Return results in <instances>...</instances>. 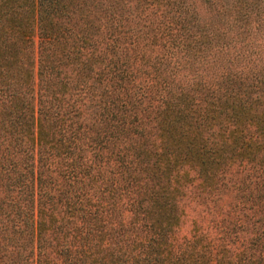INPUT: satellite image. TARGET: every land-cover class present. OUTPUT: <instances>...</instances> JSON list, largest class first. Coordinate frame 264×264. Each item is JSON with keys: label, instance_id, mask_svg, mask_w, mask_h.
Returning a JSON list of instances; mask_svg holds the SVG:
<instances>
[{"label": "trees", "instance_id": "obj_1", "mask_svg": "<svg viewBox=\"0 0 264 264\" xmlns=\"http://www.w3.org/2000/svg\"><path fill=\"white\" fill-rule=\"evenodd\" d=\"M0 264H264V0H0Z\"/></svg>", "mask_w": 264, "mask_h": 264}]
</instances>
